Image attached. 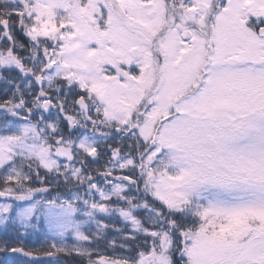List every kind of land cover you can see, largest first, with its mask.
I'll return each mask as SVG.
<instances>
[{
  "label": "snow or ice",
  "instance_id": "6c2138e0",
  "mask_svg": "<svg viewBox=\"0 0 264 264\" xmlns=\"http://www.w3.org/2000/svg\"><path fill=\"white\" fill-rule=\"evenodd\" d=\"M0 264H264V0H0Z\"/></svg>",
  "mask_w": 264,
  "mask_h": 264
}]
</instances>
